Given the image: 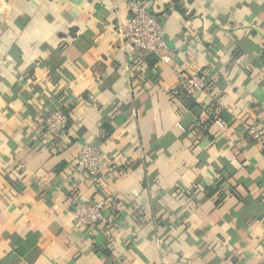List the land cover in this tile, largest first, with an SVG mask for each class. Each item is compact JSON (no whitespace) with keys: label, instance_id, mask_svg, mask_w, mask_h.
<instances>
[{"label":"crops","instance_id":"obj_1","mask_svg":"<svg viewBox=\"0 0 264 264\" xmlns=\"http://www.w3.org/2000/svg\"><path fill=\"white\" fill-rule=\"evenodd\" d=\"M131 2L0 0V264H264V145L247 136L264 127V0H145L160 58L121 44ZM182 74L209 83L192 103ZM204 107L226 128L200 125ZM86 143L96 175L75 167ZM77 200L109 204L89 228Z\"/></svg>","mask_w":264,"mask_h":264},{"label":"built area","instance_id":"obj_2","mask_svg":"<svg viewBox=\"0 0 264 264\" xmlns=\"http://www.w3.org/2000/svg\"><path fill=\"white\" fill-rule=\"evenodd\" d=\"M118 37L121 44L129 47L130 52L136 55L152 54L160 58L169 48L164 37L162 22L147 9L145 0H132L127 22L118 26ZM208 84V81L201 75L182 74L181 91L187 98L194 99L201 91L207 89ZM212 114L210 107H204L199 114L200 125L216 124L225 129L226 124ZM68 119V113L65 110L54 106L49 108L45 114L43 129L53 139L59 140L65 133ZM247 136L251 141L264 145V127L257 122L247 128ZM102 161L103 155L99 148L94 144L86 143L78 153L75 167L81 174L96 175ZM108 204L107 201L86 204L77 200L73 211L83 225L92 228L103 218V212ZM106 219L108 224L113 222L112 216Z\"/></svg>","mask_w":264,"mask_h":264},{"label":"trees","instance_id":"obj_3","mask_svg":"<svg viewBox=\"0 0 264 264\" xmlns=\"http://www.w3.org/2000/svg\"><path fill=\"white\" fill-rule=\"evenodd\" d=\"M191 100H192L191 98H189V99H188V101H189L190 103H192V101H191ZM191 106H192V105H191Z\"/></svg>","mask_w":264,"mask_h":264}]
</instances>
